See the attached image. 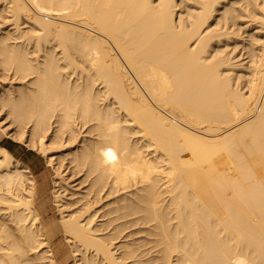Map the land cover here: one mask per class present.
Returning <instances> with one entry per match:
<instances>
[{
  "label": "bare ground",
  "instance_id": "bare-ground-1",
  "mask_svg": "<svg viewBox=\"0 0 264 264\" xmlns=\"http://www.w3.org/2000/svg\"><path fill=\"white\" fill-rule=\"evenodd\" d=\"M0 111V264H264V0H0Z\"/></svg>",
  "mask_w": 264,
  "mask_h": 264
},
{
  "label": "rangeland",
  "instance_id": "rangeland-1",
  "mask_svg": "<svg viewBox=\"0 0 264 264\" xmlns=\"http://www.w3.org/2000/svg\"><path fill=\"white\" fill-rule=\"evenodd\" d=\"M243 35H245V34H243ZM240 45H241V43H240ZM231 47V46H230ZM239 47V48H238ZM237 48H236V51H239V49L241 48L240 46H238ZM240 51H241V49H240ZM8 73V72H7ZM28 79V78H27ZM24 81V80H23ZM21 83L22 81H18V82H16V80L15 81H13V83L14 84H17V83ZM3 111H0V118H1V122H3L2 124H4L3 126L4 127H8V125H10V124H8V119H5L4 118V112L2 113ZM3 114V115H2ZM3 118H4V121H3ZM5 120H7V121H5ZM13 126V125H12ZM9 127H11V125L9 126ZM14 127V126H13ZM9 131V130H8ZM14 130H10L9 132L10 133H12ZM5 141H10V139L9 138H5L4 140H3V142H5ZM11 142V141H10ZM12 143V142H11ZM14 143H16L17 144V147H15L16 149H18L19 151H20V154H21V156L22 157H24L25 156V154H26V152H27V150H31V148H29V147H27V146H24L23 144H21V143H18L16 140L15 141H13V143L12 144H14ZM22 146V147H21ZM27 148H29V149H27ZM32 151V156L38 161V163H39V169H38V171L36 172V176L38 177V185H39V187H44V186H46V192L48 193V200H49V202H48V210L50 211V213H53V215H54V218L55 219H58V212H57V209H56V207H55V205L53 204V202H52V194H51V190H52V188H53V184H52V175H53V173H54V170L52 169V167H50V166H47L46 165V162H45V160L43 159V158H41L40 157V155L38 154V152L36 151V150H31ZM74 176V174L73 173H71V175L69 176V178H68V182L70 183V185L72 186L73 185V188L75 189V190H77V188L79 187V189L77 190L78 192H81V191H85V188H84V186H85V183H81L80 182V180H81V177H80V173H76V176H75V178H76V180H75V178H72L71 179V177H73ZM79 176V177H78ZM71 180V181H70ZM45 181V184H43V182ZM73 182V183H72ZM75 183V184H74ZM83 184V185H82ZM82 185V186H81ZM77 187V188H76ZM83 188V189H82ZM76 191V192H77ZM66 193H68V192H66ZM80 194V193H79ZM78 194V195H79ZM81 195V194H80ZM49 213V214H50ZM59 240H61V241H65L64 240V237L61 235L60 237H59ZM58 242V240H56L55 241V243H57ZM64 244H65V246H66V250H65V252H67V251H69V245L66 243V242H63ZM174 260V259H173ZM172 260V261H173ZM174 263H175V260L173 261ZM173 262H171V264H173ZM42 264V263H41ZM67 264H74V258L73 257H69L68 258V261H67Z\"/></svg>",
  "mask_w": 264,
  "mask_h": 264
},
{
  "label": "snow or ice",
  "instance_id": "snow-or-ice-1",
  "mask_svg": "<svg viewBox=\"0 0 264 264\" xmlns=\"http://www.w3.org/2000/svg\"><path fill=\"white\" fill-rule=\"evenodd\" d=\"M109 156H111V153H108Z\"/></svg>",
  "mask_w": 264,
  "mask_h": 264
}]
</instances>
